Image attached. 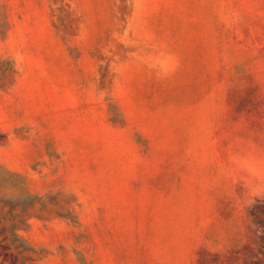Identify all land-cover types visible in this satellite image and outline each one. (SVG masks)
<instances>
[{
  "label": "rangeland",
  "instance_id": "obj_1",
  "mask_svg": "<svg viewBox=\"0 0 264 264\" xmlns=\"http://www.w3.org/2000/svg\"><path fill=\"white\" fill-rule=\"evenodd\" d=\"M0 264H264V0H0Z\"/></svg>",
  "mask_w": 264,
  "mask_h": 264
}]
</instances>
